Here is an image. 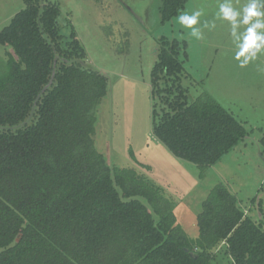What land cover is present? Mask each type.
Segmentation results:
<instances>
[{"label":"trees","instance_id":"trees-1","mask_svg":"<svg viewBox=\"0 0 264 264\" xmlns=\"http://www.w3.org/2000/svg\"><path fill=\"white\" fill-rule=\"evenodd\" d=\"M24 1L0 30V44L13 49L0 56V264H212L217 248L233 264H264L263 223L223 182L203 202L192 238L160 187L96 147L108 77L86 66L75 31L62 32L57 3ZM187 2L162 0L164 17ZM183 70L177 44L163 46L152 130L175 156L209 167L249 132L211 97L189 101Z\"/></svg>","mask_w":264,"mask_h":264},{"label":"rangeland","instance_id":"rangeland-1","mask_svg":"<svg viewBox=\"0 0 264 264\" xmlns=\"http://www.w3.org/2000/svg\"><path fill=\"white\" fill-rule=\"evenodd\" d=\"M51 1L60 7L62 32L69 36L75 31L84 46L86 66L108 77V94L97 108L94 138L110 162L160 187L174 205L176 223L189 237H198L197 216L220 182L237 196L245 213L264 226V52L239 67L234 58L237 37L231 35L228 21L217 19L224 0H188L171 18L164 17L162 0ZM248 2L231 0L237 10ZM24 7V0H0V30ZM201 9L204 14L197 27L203 38L196 39L177 17ZM205 21H214L215 27L203 28ZM173 44L183 61L189 101L211 97L232 111L249 132L209 167L175 156L152 130V70L161 48ZM7 52L13 49L0 44V56ZM254 197H258L256 204ZM260 199L262 210L257 205ZM214 252L212 264H233L224 249Z\"/></svg>","mask_w":264,"mask_h":264},{"label":"clouds","instance_id":"clouds-1","mask_svg":"<svg viewBox=\"0 0 264 264\" xmlns=\"http://www.w3.org/2000/svg\"><path fill=\"white\" fill-rule=\"evenodd\" d=\"M203 10H196L191 15L181 12L177 20L185 29H190V35L196 39H202L200 17ZM217 19L228 21L231 25V35L237 37V51L235 60L239 67L244 68L249 63L257 59L264 52V0H249L241 10L232 6L231 0H224L219 4ZM244 26L243 31L238 33V29ZM203 28H214L215 22L205 21Z\"/></svg>","mask_w":264,"mask_h":264},{"label":"water","instance_id":"water-1","mask_svg":"<svg viewBox=\"0 0 264 264\" xmlns=\"http://www.w3.org/2000/svg\"><path fill=\"white\" fill-rule=\"evenodd\" d=\"M57 60H58V56L55 57V61H54V69H53V74H52L51 80H50V82L48 83V85H46V86L44 87V89L42 90V92L39 94V97H38V98H40V97L42 96V94L45 92V90H46L47 88H49V87L52 85L53 80H54V77H55ZM31 118H32V114H31L29 120H30ZM191 253L193 254L194 252H191Z\"/></svg>","mask_w":264,"mask_h":264}]
</instances>
